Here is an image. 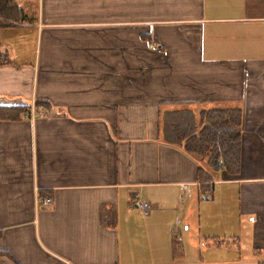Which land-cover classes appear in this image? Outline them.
<instances>
[{"label":"crops","instance_id":"1","mask_svg":"<svg viewBox=\"0 0 264 264\" xmlns=\"http://www.w3.org/2000/svg\"><path fill=\"white\" fill-rule=\"evenodd\" d=\"M15 1L0 106L47 107L0 118V264H264V0ZM180 108L242 112L211 193Z\"/></svg>","mask_w":264,"mask_h":264},{"label":"trees","instance_id":"2","mask_svg":"<svg viewBox=\"0 0 264 264\" xmlns=\"http://www.w3.org/2000/svg\"><path fill=\"white\" fill-rule=\"evenodd\" d=\"M21 13L15 0H0V29L12 27ZM22 15V14H21ZM7 63L0 41V66ZM38 106L47 107L42 102ZM28 106H0V118L20 120ZM163 140L180 147L205 168H199V181L203 193L212 190L213 178L221 171L238 175L241 169L242 112L240 109L202 111L197 118L194 111L176 109L167 111L162 120ZM211 193V192H210ZM173 251L182 256L181 242L173 239ZM4 255L0 251V258Z\"/></svg>","mask_w":264,"mask_h":264},{"label":"built area","instance_id":"3","mask_svg":"<svg viewBox=\"0 0 264 264\" xmlns=\"http://www.w3.org/2000/svg\"><path fill=\"white\" fill-rule=\"evenodd\" d=\"M27 112H26V116L29 117L31 120H35V118L38 115L44 114L43 112H38V110H40L39 108H36L38 105L36 104V102H34L31 105H27ZM202 199H206V195H202ZM44 205H51L52 204V200L50 198H45L43 201ZM138 208L142 209V210H146L148 208V204H144V203H138L137 204Z\"/></svg>","mask_w":264,"mask_h":264},{"label":"rangeland","instance_id":"4","mask_svg":"<svg viewBox=\"0 0 264 264\" xmlns=\"http://www.w3.org/2000/svg\"><path fill=\"white\" fill-rule=\"evenodd\" d=\"M36 108H39L40 110H38V112H45L46 111V109H45V107H42V106H37ZM222 190V189H221ZM225 190V189H224ZM225 194V193H224ZM192 238V237H191ZM196 237H193L192 239H190V240H187L186 241V246L187 247H193V246H196V244H197V242H196V239H195ZM196 243V244H195Z\"/></svg>","mask_w":264,"mask_h":264}]
</instances>
